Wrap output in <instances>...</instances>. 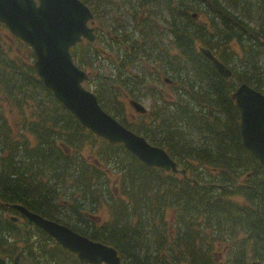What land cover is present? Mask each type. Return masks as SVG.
Wrapping results in <instances>:
<instances>
[{
	"label": "trees",
	"instance_id": "16d2710c",
	"mask_svg": "<svg viewBox=\"0 0 264 264\" xmlns=\"http://www.w3.org/2000/svg\"><path fill=\"white\" fill-rule=\"evenodd\" d=\"M82 1L93 9L97 33L94 43L71 50L89 74L85 87L187 176L149 167L81 125L44 86L35 61L15 54L3 26L0 254L82 264L34 224L10 221L7 206L15 204L114 247L124 264L264 263V168L243 145L232 100L241 84L264 94V0ZM164 28L172 41L155 57L144 31ZM200 44L230 68V79ZM163 56L171 85L154 75ZM121 98L146 104L137 124H127ZM13 111L18 128L10 124Z\"/></svg>",
	"mask_w": 264,
	"mask_h": 264
},
{
	"label": "water",
	"instance_id": "95a60500",
	"mask_svg": "<svg viewBox=\"0 0 264 264\" xmlns=\"http://www.w3.org/2000/svg\"><path fill=\"white\" fill-rule=\"evenodd\" d=\"M94 16L81 0H0V27L5 25L12 36L28 44L34 52V67L44 86L71 112L81 125L111 144H121L149 167L187 176L186 170L161 147L126 128L103 109L97 95L84 84L89 74L73 60L72 48L83 40L94 42ZM90 24V25H89ZM200 52L226 79L232 71L205 48ZM240 112V131L244 147L264 168V94L242 84L232 94ZM136 113H147L145 106L131 101ZM29 222L49 235L82 264H124L118 251L107 244L83 236L71 228L26 207L14 205ZM17 221V218L13 219ZM0 264H7L0 256ZM14 264H19L17 257ZM249 264H264L251 261Z\"/></svg>",
	"mask_w": 264,
	"mask_h": 264
},
{
	"label": "flooded vegetation",
	"instance_id": "af4514ba",
	"mask_svg": "<svg viewBox=\"0 0 264 264\" xmlns=\"http://www.w3.org/2000/svg\"><path fill=\"white\" fill-rule=\"evenodd\" d=\"M82 1V0H81ZM113 1H115V3H116V5H118V6H121V4L120 3H123L124 1H128V0H113ZM205 4L207 3V1L206 0H204L203 1ZM89 7V6H88ZM90 8V10L93 12V9L91 8V7H89ZM93 15H94V13H93ZM193 18L195 19V20H197L198 21V15L197 14H194L193 15ZM140 21H142V18L140 17V19H139V21H138V24L140 23ZM95 23H94V21H93V25H91V27H93L94 28V31H95V35H96V39H95V41L97 40V33H96V30H95ZM238 27H241L240 25H238ZM1 28V27H0ZM242 28V27H241ZM242 29H244V28H242ZM166 29L164 28V29H162V32H161V29H159V31H156V34L155 33H152V34H150V32H147V31H144V35H145V38L147 39L146 41H147V43L149 44V46H154L153 48H155L156 50H157V52L155 53V57H158L159 56V54H160V52L162 51V49H163V47L165 46V44H167V43H171V41H172V39H170V38H168L167 37V35H166ZM142 35V34H141ZM141 35H140V37H141ZM94 41V42H95ZM86 42H88V43H94V42H89V41H87V40H83L81 43H86ZM81 43H79V44H81ZM155 44L158 46L157 48L155 47ZM78 45V44H77ZM76 45V46H77ZM201 48H203V46L200 44V45H198V49H199V51H200V49ZM208 50H210V49H208ZM213 54H214V56L219 60V58L215 55V53L212 51V50H210ZM204 56V55H203ZM205 57V56H204ZM206 58V57H205ZM163 59V63H160L159 62V64H156V66H157V69H155L154 70V75L155 76H160V77H165L164 75H166V73L167 72H169L170 73V69H169V67H170V65H168L167 63H165L164 62V56L163 57H161V59H159V61H161ZM207 59V58H206ZM209 60V59H208ZM210 61V60H209ZM220 61V60H219ZM211 62V61H210ZM221 62V61H220ZM212 63V62H211ZM222 64H224L223 62H221ZM213 64V63H212ZM225 65V64H224ZM214 66V65H213ZM226 66V65H225ZM215 68V67H214ZM216 69V68H215ZM217 70V69H216ZM219 73V72H218ZM220 74V73H219ZM221 75V74H220ZM222 76V75H221ZM223 77V76H222ZM225 78V77H224ZM164 81H165V83L166 84H168V85H171L172 84V81L170 80V79H168V78H164L163 79ZM131 101V100H130ZM130 103V102H129ZM140 103V102H139ZM141 104H143V103H141ZM144 105V104H143ZM145 106V105H144ZM145 108H146V106H145ZM147 109V108H146ZM15 205V204H14ZM13 205V206H14ZM18 206H22V205H18ZM11 211H10V215L7 217L8 219H10V221H12L13 222V218H15V217H17L18 218V221L17 222H14V223H16V224H19V223H23L25 220L26 221H28L29 222V220L24 216V215H22L20 212H18L17 210H15L13 207H12V205H10V206H7ZM22 207H24V206H22ZM29 210V209H28ZM30 211V210H29ZM32 212V211H31ZM56 243V242H55ZM57 244V243H56ZM0 256L6 261V263L7 264H14V261H15V259L18 257L19 258V264H23V262H22V259H21V256L20 255H16V256H11V257H6V256H3V255H1L0 254Z\"/></svg>",
	"mask_w": 264,
	"mask_h": 264
},
{
	"label": "rangeland",
	"instance_id": "374dc122",
	"mask_svg": "<svg viewBox=\"0 0 264 264\" xmlns=\"http://www.w3.org/2000/svg\"><path fill=\"white\" fill-rule=\"evenodd\" d=\"M204 16L203 15H201L200 16V18L198 19V22H200V23H203L204 22ZM9 36H10V38H11V40L10 41H12L13 42V50L15 51V54L16 55H23L24 57H26L27 59H28V61H35V56H34V52H33V49L28 45V44H26V43H24V42H22L21 40H19L20 41V43L19 42H17L16 40H18V39H16L14 36H12L11 34H10V32H9ZM15 39V40H14ZM232 50L234 51V52H236V53H238L240 50H239V47L238 46H236V43H233V45H232ZM171 54H175V50H171ZM101 66H102V64H101ZM102 68H103V70H104V72L107 74V73H110L111 71H110V68H108L106 65H104V66H102ZM91 89V88H90ZM166 92L167 93H169V90H166ZM121 102L124 104V106H125V108H126V111H127V124L128 125H131L130 123H132V124H137L138 123V121L141 119L140 117H139V115L140 114H138V113H136L135 112V110L133 109V107L132 106H130V104H129V102L125 99V98H121ZM145 106H146V104H145ZM10 110V108L8 107V110H7V112ZM10 112H12V111H10ZM9 116H10V124L13 126V127H16V128H18V126H19V122H20V119H19V117L17 116V114H15L14 113V111H13V113H10L9 114ZM27 123H29V122H27ZM16 132L17 133H19L20 131H18L17 129H16ZM27 134L29 135V133L27 132ZM15 218H17V217H15ZM14 219V218H13ZM18 219V218H17ZM18 221V220H17ZM17 221H14L13 220V222H17ZM33 240H34V242H36L37 241V236H35V235H33ZM23 260V259H22ZM25 262H26V264H29V259H26L25 260V257H24V261H23V264H25Z\"/></svg>",
	"mask_w": 264,
	"mask_h": 264
},
{
	"label": "bare ground",
	"instance_id": "6f19581e",
	"mask_svg": "<svg viewBox=\"0 0 264 264\" xmlns=\"http://www.w3.org/2000/svg\"><path fill=\"white\" fill-rule=\"evenodd\" d=\"M36 226V225H35ZM37 227V226H36ZM120 256V255H119ZM121 258V257H120ZM122 260V259H121ZM79 261V260H78ZM123 261V260H122ZM80 262V261H79Z\"/></svg>",
	"mask_w": 264,
	"mask_h": 264
}]
</instances>
